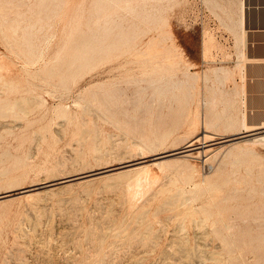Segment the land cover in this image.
Returning a JSON list of instances; mask_svg holds the SVG:
<instances>
[{
	"label": "rangeland",
	"instance_id": "rangeland-1",
	"mask_svg": "<svg viewBox=\"0 0 264 264\" xmlns=\"http://www.w3.org/2000/svg\"><path fill=\"white\" fill-rule=\"evenodd\" d=\"M98 1L99 0H67L63 3V5L58 7V9L54 10L50 9V7H56V5H53L54 3L45 2L47 5H49V9L45 8V11H48L47 14H50L51 17L45 15L46 12H42L43 14L45 13L44 15L48 17H45L44 23H48L49 21H51L52 25L49 26L48 24H46V29V26L41 27V22H38L39 25L37 24L35 28H30L31 30L36 31L34 37L36 43H38L39 46L37 44L36 45L40 48H38L34 44H31L35 47L33 46L32 49H28L24 43V34H20L23 31L25 33V28L21 27L18 29L17 33H19V35L16 32L15 34L13 32L11 33L10 31L12 30L6 27L3 19L1 20L3 16H0V23L3 21L4 29L3 32H1L0 29V59L3 60V63L5 64L4 66H0V191H3L0 193H8V196H10L0 199V264H11L10 262H12V264H42L43 262L45 264H106L109 263L111 260L112 262H110L109 264H164V261L165 264H187L186 262L189 258L190 260L188 261V264L190 261V264H197L199 259L201 260H199L201 264H264V142H261L263 143L262 145L260 142L259 145L258 143L254 145L255 153L261 154L263 157L258 154L256 155V157L255 153H252L254 156L252 154H249L248 156L245 155V157L242 156L239 158L241 159L240 161L231 158L219 171L217 170V166L221 162L223 157V151L225 150V146H219L223 143L228 144L235 140V138L223 142L221 141L212 143L214 147L207 151L209 153L207 155H204V153L197 155L196 150L198 148L196 147L195 149H193L194 153L186 157V160L191 163L190 166L192 168H190V166L188 167V169L190 170L185 169L186 167H184V164L182 163V160L184 158L182 157L183 159H181V156L170 155V157H165V160L163 161V163H165L160 164L162 167L158 163L153 162L155 160V158L153 157L155 155V151L159 152L166 148L172 149V147L174 148L179 145L183 146L190 137H193V133L194 136L198 133L201 134V132L204 130V127L208 130H213L212 132L216 131L215 139L213 140H217L221 137L227 136L224 135V131H227L229 127H234L235 125H237L243 115L247 116L246 114L241 113L240 108L241 98L239 97L236 83V75L238 72H240V69L236 68L237 60L239 58L237 48L238 42L237 34L231 27V25L234 23L233 19L237 16L238 2L235 1L238 0H104L102 1L101 12L99 15H97V13L95 12V7L97 6ZM0 2L7 5L5 9L7 12L5 13L10 12L13 15L16 14L14 11H17V9H19L21 2H24L23 5L21 4V9L24 7L23 10L27 9L25 10V12L28 13H26V15L24 16L26 20L23 23L24 25L30 21H37V15L40 14L39 11H32V9H28V0H0ZM34 2L36 3V0H30L29 4L32 3L30 6H36L39 4L40 1L38 0V4H35ZM133 2L136 3L135 5H137L139 2L145 4L141 6V4L139 3L137 7L136 11L140 12V16L138 15V13H136V11H134L133 14V10H130L129 7H125L128 6V4L130 3L134 5ZM13 3L16 5H18L19 3V7L15 6ZM119 3L127 5L124 6L122 4L120 5ZM82 6L83 8L81 9ZM139 6L140 8L143 7L142 11H140L141 9L139 8ZM8 7H10V9ZM126 10H128L129 13H127ZM80 12L83 15V17L81 18L83 19L85 16L86 19L82 20L80 18V20L82 21V25H77V27L79 26L80 28H77L76 30L75 27L76 24H78V22L76 23V19L79 18V16H82ZM145 12L146 15L147 13H149L150 16L145 17ZM108 13H111L112 16L116 18V21L119 20L117 21L118 23L116 22L117 27L115 26L111 32H108L104 28L105 26H98L95 21L97 19L101 21L105 18ZM77 14L80 15L78 16ZM129 14L132 15L130 16ZM152 15L154 17H156L157 15L158 17H156V19L158 18V21L156 19L155 21ZM160 16L161 19L159 20ZM162 17L164 18V21L167 22H164ZM129 20H132L133 23ZM139 23L142 24L140 27L138 25ZM122 24L124 27L126 26L127 28H122ZM127 24L131 26L129 27V25L127 26ZM118 25H120V27H118ZM39 26L42 29L36 30V28ZM154 26L155 28H152ZM97 27L100 28L98 32ZM138 27L140 29H138ZM91 28L92 33H90L89 37L88 34ZM101 28L102 30H105L102 31ZM115 28H118V31L115 30ZM157 28H159V31ZM73 29H75L79 35L76 34ZM80 29L81 31L83 30V32L87 31L85 37H81L83 36V34L81 35ZM160 29H162V32L160 31ZM165 29H167V31H165ZM45 30L47 31L45 32ZM158 32L162 34H158ZM43 33L46 34L44 35ZM70 33H72V39H70L69 37L71 35ZM42 34L44 35V39L42 36H40ZM73 34L75 36H73ZM1 35H3V39ZM76 35L77 37L80 36L81 38H77ZM86 36L88 39L86 38ZM173 36L175 39L170 38ZM73 37L74 39L76 37V39L74 40ZM82 38L87 40H84ZM79 39H82L81 44L78 43ZM149 39H153L154 41H152V43H154L152 44ZM8 40L9 43L6 42ZM69 40H73L75 42L71 41L70 43ZM41 42L43 43L41 44ZM87 42H89V45L93 46L94 48L91 50L92 57L89 62L90 64L86 66H81L79 64L80 61L77 60L76 64L73 66L71 63V59L74 58L76 53L81 52V48L86 45ZM147 42L149 45L164 44L166 46H174L176 44L175 46L178 49V54L181 53L180 55L182 56H179L181 62L179 61V63L176 65L175 69L177 70V72L175 73L174 78L183 79L184 76L185 78L188 77V75H186L187 71H190L189 73H195L196 71V73H199L197 76L199 80H197V77L195 79L190 78L191 81H194V86L187 87L188 85L182 84L181 88L174 89V91L177 92L178 97H175L176 100L174 101L173 107H170L171 109L168 107V104H165L164 107L161 106L158 108H153L155 111L152 109L153 111L150 110L152 112L148 111L140 114L137 113L136 116H132L129 118L121 117V122H118L116 121V119L112 118L110 114H108V116L107 113H105L101 108H98V110H96L97 105L95 104L96 99L94 96H96V94L101 91L100 82H102L103 80L109 81L118 78L121 79L127 76L128 73L137 72L136 74H139L141 70L140 65L135 61H128L127 64L130 65V67L125 62V65L118 64L119 60L116 59L114 61L117 65L114 62L116 66L112 68L113 70L110 69V72L108 67L110 66L109 64H111V62L109 63V61H107L103 64H98V56L100 54V51H102L104 47H107L109 45H121L125 47L127 45H138L139 43V45L145 46L148 45ZM11 47L14 48L11 49ZM125 57L126 59H130L128 54L126 56H121L119 59H124ZM182 61H184L185 64ZM132 63L134 65H136L137 63V65L139 66H134ZM187 64H189L190 66ZM224 64L235 68L234 75L231 76V78L227 79V82H224L225 84L218 79L214 70L217 66ZM120 65H122L121 67H125H123V69H125L124 71L128 72L127 74L126 72L122 71L123 69L120 67ZM179 65L181 66L179 67ZM116 67H118V69ZM134 67H136V69ZM185 69L188 70L185 71ZM113 71L115 75L112 74ZM119 71H122V73H119ZM210 71L211 74L209 73ZM203 72L208 73V79H205ZM202 76L204 77V79L202 78ZM219 87H223L224 89L222 93L225 94L226 92L227 94H225L224 97L222 96L223 102L216 105L217 107L215 108L217 109H210V107L206 104V100H208L210 94H212L214 90H219ZM189 88L190 90H192L191 94L194 96H192V98H190L189 102L186 104V102L183 101V98H185L187 90ZM234 91H236L237 93H235ZM90 92L92 94V97ZM37 93L40 95L43 94L42 96L44 97V99L46 98L43 104H38L36 102L38 104L37 105L35 103V101L37 100H34L35 98L33 96ZM171 94L172 92L169 91L167 96H170ZM179 96L181 98H179ZM225 96L228 98V100ZM27 97H29L28 99L33 97V100H28ZM4 98H9L10 100H6ZM13 99H19L20 105L23 104L22 106L25 110L23 109V107L19 106L18 103V106L21 107H17L18 113L12 110H9L5 113L3 107H5V105H9V103H11ZM167 101L169 102V99ZM86 102L91 105H89L91 108H94L92 110L93 114H91L92 111H89L92 117L87 114L88 112H84L85 109L82 110L83 103H85L86 107H89L87 106ZM92 103L95 105H93ZM180 104H182L183 106ZM184 105H186L187 107ZM61 106H64L66 108V114H62ZM184 107L186 108L184 109ZM195 108H199L197 110H200L199 112H201L197 118L195 116ZM207 108H209L211 112L207 110ZM219 111L220 114L222 113V117H220ZM207 112L210 116L214 117L215 120L213 121V124H215V126L212 125L211 122L210 124L212 126L207 127L206 122L201 121L202 116L205 117V114ZM81 113L85 115L88 120L91 118L93 120L88 121L87 118L85 119V116L83 117ZM83 119L87 120L86 123ZM217 119L221 120L219 121ZM138 122L140 124H138ZM133 123L137 128H135ZM227 123L231 124V126L229 125L228 127ZM128 124H130L131 127ZM156 125H158V127ZM170 126L172 127L169 128ZM139 129L141 132L139 131ZM158 129L160 130L158 131ZM133 131H135L136 134H134ZM263 131L264 130H261L259 132ZM221 132H223V134H221ZM259 132L249 133L243 136H249ZM149 133H158V135H160L156 143H153V140L145 139V136ZM164 133H166V136L162 137V134ZM243 136H240L238 138H242ZM199 139L196 140V143L194 145L203 144L202 139ZM130 140L132 143L130 142ZM134 141H139L141 144L139 142L138 144L140 146L144 144V147H140L139 145L137 146V143H134ZM128 144L130 145V147ZM110 146H112V148ZM138 148L140 150H143L142 153L140 151L137 152L139 150ZM223 148L224 150L221 151V153L219 150H222ZM216 151L218 155H216ZM218 151L220 152V154ZM105 154L107 155L106 157ZM141 155L147 158L146 162H149V167L152 174H154L155 176L159 175V179H157L158 176H156V179L158 180L157 183L155 182L156 180H152L155 183V187L153 186L154 183H152L153 185L149 186L148 189L147 187H144L145 190H143L142 186H148L151 182L145 185V181L143 184H141L142 186L137 183L135 178H137L138 180V177H140L142 173V176L146 174V171H144L143 169H127L128 166H125L122 167L123 169H125V171L123 173L118 174L117 172H114L116 171V169H108L106 171L104 170L105 168L107 169L109 167H112L113 165H119L122 162L125 163L129 159H132L134 157L139 158ZM207 156L209 158L205 159L207 158ZM166 158L171 159L173 161V164L171 163L172 161L170 162V160L166 161ZM88 159L90 160V162ZM232 160H234V162H232ZM181 169L183 170L182 172ZM83 170L84 172L82 173L92 171L94 172L97 170L102 171L97 172L98 174L94 173L89 175H93V179H91V183L85 182L87 185L85 183L84 185L82 183L78 184L79 182L77 183V180L81 177L73 179L72 182L75 183H73V185H71L70 187H56L60 185V182H56L58 181V178L54 179L55 183H52L50 185L48 184L50 181H53L49 180L51 178H55L68 173L74 174L78 171L81 172ZM179 171L181 173H179ZM185 171H187V173ZM165 172H167V174H171L173 172L174 178H171V181H169V177H171L173 173L171 175H168V179L167 177H165ZM85 177L86 176H84V178ZM106 181L109 183L106 184ZM35 182H42V186L36 189H32L31 192H34L35 190L39 189L40 191H35V193L33 194L29 193L30 191H25V193L23 191L22 193V188L31 186V184L33 186V183ZM132 183L134 184V189H137V187H141L140 189H142L144 194H142L143 192H141V194L140 192H138L137 195L129 193L130 191L128 192L127 187ZM89 184L90 186L92 185V188L88 186ZM156 185H159L160 188H158L159 186L157 187ZM179 187L184 188L187 192L186 194L189 196L188 201H182L184 203V206H181L182 210L179 209L181 201H179L180 203L177 202V200H180L182 198L178 199V196L177 200L175 201V197L177 196L176 193L178 192L177 188ZM83 188L87 189L82 190ZM175 188L177 191L175 190ZM57 189L60 191H57ZM151 189L152 191H154L153 193L156 192V194H154L155 197L152 195L154 198L149 195L150 193L147 194L148 191L152 192ZM155 189L157 190L155 191ZM131 192L133 191L131 190ZM11 194H13L14 197L11 196ZM133 195H136L137 197L135 196L134 198ZM143 195H145V197L146 195H148L149 199L152 197L150 200L153 201L151 202L148 199V201L145 202L146 200H144L145 197ZM169 196L172 197L170 198ZM156 197H158L157 200ZM173 197L175 204L177 203L176 205L173 204ZM111 198H113L112 200L119 199L117 201V203H119L117 204L115 200V205L113 203L114 201L111 202L109 200ZM136 198L139 199V202ZM164 198L166 200L170 199V201H168L170 202V204L167 203V210L165 209V207H160L163 203L166 202V200L165 202H162ZM140 199L143 201H140ZM159 199H161L162 203ZM108 200L115 206L112 207ZM126 200L127 203L125 204L124 201L126 202ZM134 200L138 203L136 206ZM35 201H39V203L37 204ZM107 201L109 202L108 206L106 204ZM32 202L35 203L36 206L35 204L33 206ZM30 203H32L31 206ZM77 203L79 204V206L82 205L83 207H79ZM123 203L126 207H130L131 209L135 206V210L140 203L144 204L145 206L148 204L149 205L146 206V208L148 207V209L146 211L147 213H145V206H142L140 204L142 209L140 208V206H138L139 209L137 207L138 211L136 210V212L138 213L139 210H144V213L142 211V213H138L139 216L137 215V213H134V216H132L130 214L134 209L131 210L130 208H125ZM128 203H131V205L133 206H131L130 204V206L127 205ZM187 203H189V205H187ZM76 204L77 206H75ZM178 204H180L179 207H177ZM104 205H106V207L108 208L109 206H111L110 208L112 210L115 207V211L113 210L112 212L116 213V219L114 218L115 215L111 212V210L106 208ZM116 206L119 207V210L116 208ZM174 206L176 208H173L172 211L177 214L173 212L172 215H170L172 211L169 212L168 210H170V207L172 208ZM156 207L157 210L155 213L154 209H156ZM160 208L163 211L160 210ZM76 209H78L77 213ZM102 209H107L111 213L104 214L105 212L107 213V211L104 212V210ZM126 209H129V211L131 210V213H127L128 217L125 213L128 211H126ZM164 209L166 213H169L167 214L168 216H165L166 213H163ZM99 210L103 211V213H101L103 214V218L100 216L101 214L98 213L100 212ZM94 211L100 215L94 213ZM157 211L160 212L159 215ZM90 212L94 214L92 215L91 213V217L96 215L97 218L100 216V218L102 219H104V215H114H111V217H113L114 219L111 218L109 221L107 220L110 225L106 223L107 221L105 219L104 221L106 222L98 218V220L100 219L102 222L105 223L103 224L104 226L108 224L109 227L108 225L107 227L110 228H106L107 231L105 228L104 230L101 229L103 231H106L107 233L105 234L104 232L105 238L103 243H101L99 247L93 246V243L91 244V241L88 240L90 231L89 229H91L94 222L93 220H91L90 214H88ZM120 214L121 218L119 217ZM155 214H157V217ZM183 214L185 215V218L182 216ZM74 215H76V219L74 218ZM87 215L90 218H87ZM193 215L195 219L201 217L202 221L198 218L199 221H201L199 225L197 223L199 222L197 221L198 219L196 220V223L195 220L192 219ZM131 216L132 219H130ZM145 216L146 220L149 217V222L145 220ZM122 217L124 218L122 219ZM126 217L131 220H129V224H127L128 226L126 225ZM160 217L161 220L159 221ZM134 218L135 221H133ZM138 218L143 220L141 221L139 219L141 221V224L137 222ZM181 220L183 221V224ZM112 222L113 225H111ZM119 222L121 224L119 227L121 228L122 226V230L117 227ZM147 222L150 224H148ZM88 223L91 226H88ZM124 223L126 225V228L124 227ZM144 223L147 224V227L146 224L144 226ZM100 224L97 225L98 229L103 227V225L102 227H99ZM225 224L227 225L225 226ZM159 225L161 228L159 227ZM150 226L152 227L149 228ZM179 226H181V228ZM137 227H139L142 232L141 235L145 236V239L143 237V240H140V238L137 239V237H139L140 235L138 234L140 230ZM18 229L23 234H19L20 232H17L19 231ZM148 229L149 235L148 232H145L146 230L148 231ZM115 230L118 231V233ZM134 231L136 232L134 233ZM85 232L88 233L87 236L85 235ZM184 232H187L188 234L186 233L185 236H188L182 237V235H184ZM113 233L117 235L115 236ZM145 233H147L148 236H146ZM180 233L182 234L180 235ZM14 234H17V236ZM154 234L158 235L155 236V239L153 238V240L150 237H152V235L154 236ZM119 235L121 237L124 235L126 240L124 239V236L121 238ZM196 235L198 236V238ZM148 237L149 239L153 240V243L151 240V242L148 240ZM134 238H136V242H131L135 241ZM196 238L198 239V241L196 240ZM18 239L20 241H18ZM116 239H118V241ZM178 239H180L182 243ZM109 240L110 242L109 244H107ZM111 240L112 245L114 244V248L113 246H111ZM139 240L141 242H139ZM78 241L80 245L78 244ZM119 242L121 243V245ZM117 244L119 245V248ZM192 244L195 246L197 244V246L194 247ZM91 245L92 248H88ZM191 245L193 246V248ZM108 246L110 250L106 251L107 253L109 252V255L105 253V248H107ZM189 246L192 248V250H190L191 248H188ZM94 247L96 249L98 248L97 251H95L96 249H93ZM110 247L116 250L114 251ZM181 247L184 249L181 250ZM174 248H177L180 251L177 252V249L175 250ZM88 249L91 250V252L88 251ZM92 249L94 250L93 252H96L95 254L92 252ZM193 250L194 253L196 252L195 254L191 253L193 252ZM181 251L186 252L187 255L183 252V254H181V256L183 255L182 257H174L176 253H179V255L176 254L175 256H180V253H182ZM88 252H90V255H88ZM103 252L105 253V257L107 255L106 259L103 258ZM112 256H114L113 259H111ZM184 256L186 259H183ZM192 257L195 259H193ZM85 258H87L89 262L85 260ZM161 258L162 262L160 260ZM175 258L177 259V261ZM191 258L193 260H191ZM102 259H104L103 261L106 260L105 263L102 262ZM135 259L136 262L138 260L137 263L135 262ZM178 259H180V261ZM182 259L184 261H182ZM81 260L83 261L81 262Z\"/></svg>",
	"mask_w": 264,
	"mask_h": 264
},
{
	"label": "bare ground",
	"instance_id": "bare-ground-1",
	"mask_svg": "<svg viewBox=\"0 0 264 264\" xmlns=\"http://www.w3.org/2000/svg\"><path fill=\"white\" fill-rule=\"evenodd\" d=\"M5 1V0H4ZM29 1L30 0H28V9H32V11H39L40 12V14H38L37 15V21H30V22H27L25 25L23 24L24 23V21H26L25 20V18H24V16L26 15V13L27 12H25V10H27V9H24L23 10V8L21 9V4L23 5V3L21 2V4H20V7L18 6L19 5V3H18V5H16V4H14L15 6H18L19 7V9H21V10H19V9H17V11H14L16 14L15 15H13L12 13H10V12H8V13H5V12H7L5 9H6V6L7 5H5L4 3H1L0 4V16H3V18H1V20L3 19L4 20V24L6 25V27H8V29L10 28V30H12V31H10L11 33L13 32L14 34H15V32L17 33V31H18V29L19 28H21V27H23V28H25V33H24V31L23 32H21L20 34H24V43H25V45L27 46V48L28 49H32L33 48V46L34 45H38V43H36V41H35V30H31L30 28H35V26L38 24V22L40 23V25H41V27H44V26H46V29H47V25L46 24H48L49 26H51L52 25V23H51V21H49L48 23H44V19H45V17H51V15L50 14H47V12L48 11H45V8H48L49 9V5H47L45 2H47V3H54L53 5H56V7L55 6H53V8L52 7H50V9L51 10H54V9H58V7H60L61 5H63V3L64 2H66L67 0H39L40 2H39V4L37 3L38 2V0H36V3L38 4V5H36V6H30L31 4H29ZM100 1V2H99ZM98 1V4H97V6L95 7V12L97 13V15H99L100 14V12H101V8H102V1H104V0H99ZM121 1V0H120ZM129 1V0H128ZM136 1V0H135ZM157 1H159V0H157ZM242 1L243 0H238V1H235V2H240V7H238V10H239V8H241L242 7ZM3 2V1H2ZM6 2H8V1H6ZM10 2V1H9ZM83 2H85V1H83ZM95 2V1H94ZM161 2V1H160ZM12 3V2H11ZM35 3V2H34ZM35 3V4H36ZM116 3V2H115ZM123 3V2H122ZM122 3H119L120 5L122 4ZM134 3V5L133 4H128V6H125V5H127V4H122V5H124L125 7H129L130 8V10H133V14H134V11H136L137 10V7H138V5H139V3L137 4V5H135L136 3L135 2H133ZM148 3V2H147ZM153 3V2H152ZM156 3V2H155ZM10 4V3H9ZM44 4V5H43ZM85 4V3H84ZM117 4V3H116ZM141 4V6L142 5H145L144 3L142 4V2L140 3ZM12 5V4H11ZM11 5H9V6H11ZM14 5H13V7H14ZM96 5V4H95ZM156 5V4H155ZM159 5V4H158ZM45 6V7H44ZM116 6V5H115ZM114 6V7H115ZM149 6V5H148ZM154 6V5H153ZM162 6V5H161ZM239 6V5H238ZM13 7H11V8H13ZM27 7V6H26ZM55 7V8H54ZM86 7V6H85ZM122 7V6H121ZM146 7V6H145ZM152 7V6H151ZM156 7V6H155ZM9 9H10V7H8ZM16 8V7H15ZM83 8V6L81 7V9ZM118 8H119V6H118ZM117 8V9H118ZM123 8V7H122ZM139 8H140V6H139ZM142 8L143 7H141L140 9V11H142ZM158 8V7H157ZM116 9V10H117ZM126 9V8H125ZM149 9V8H148ZM150 9H152V8H150ZM160 9V8H159ZM162 9V8H161ZM121 10H123V9H121ZM129 10V11H130ZM236 10V9H235ZM30 11V10H29ZM113 11V10H112ZM155 11H156V9H155ZM154 11V12H155ZM13 12V11H12ZM42 12H46V14L45 15H47V16H45ZM126 12L127 13H129L128 12V10H126ZM150 12V11H149ZM162 12V11H161ZM31 13V12H30ZM82 13H83V11H82ZM82 13L80 12V14L82 15ZM114 13V12H113ZM136 13H138V15L140 16V12L138 11H136ZM239 13V12H238ZM28 14V13H27ZM79 14V15H80ZM86 14V13H85ZM94 14V13H93ZM154 14V13H153ZM156 14V13H155ZM78 15V14H77ZM78 15V16H79ZM121 15V14H120ZM119 15V16H120ZM124 15H127V14H124ZM130 15V14H129ZM132 15V14H131ZM130 15V16H131ZM137 15V14H136ZM136 15H134V16H136ZM158 15V14H157ZM156 15V17H158ZM159 15H161V14H159ZM118 16V17H119ZM145 17H148V16H150V14L149 13H147V15H146V12H145V15H144ZM153 16V15H152ZM47 17V18H48ZM75 17V16H74ZM81 17H83V15L82 16H79V18H77V16H76V18L78 19H76V23L78 22V24H76V30H77V28L79 29L80 27L79 26H81L82 25V21L80 20V18ZM154 17V16H153ZM152 17V18H153ZM156 17H154V20L156 19ZM132 18H133V16H132ZM137 18H138V16H137ZM163 18V17H162ZM75 19H74V21H75ZM82 19V18H81ZM83 19H86V17L84 16V18ZM82 19V20H83ZM135 19V18H134ZM145 19V18H144ZM158 19V18H157ZM156 19V20H157ZM161 19V16H160V18H159V20ZM54 20V19H53ZM121 20V19H120ZM125 20V19H124ZM133 20V19H132ZM132 20H129L130 22H132ZM147 20V19H146ZM146 20H144V21H146ZM149 20H150V18H149ZM155 20V21H156ZM234 20V23L231 25V27H232V29H234V31H235V33L237 34V40H239L240 39V35L238 36V31H239V28H238V18H237V16L233 19ZM81 21V22H80ZM96 21V23H97V25L98 26H105L104 28L108 31V32H111L113 29H114V27L116 26V24L118 23L117 21H119V20H117L116 21V18L115 17H113L112 16V14L111 13H108L106 16H105V18L104 19H102L101 21L100 20H95ZM126 21H128V20H126ZM126 21H125V23H126ZM155 21H154V23H155ZM158 21V20H157ZM163 21H164V18H163ZM117 22V23H116ZM135 22H136V20H135ZM137 22H138V19H137ZM164 22H167V21H164ZM95 23V24H96ZM128 23V22H127ZM133 23V22H132ZM131 23V24H132ZM141 23V22H140ZM138 24L139 25V27L142 25V24ZM154 23H150V24H154ZM160 23H162V22H160ZM88 24V23H87ZM121 24V23H120ZM0 29H1V32H3L4 31V29H3V21L0 23ZM39 25V24H38ZM77 25H79L78 27H77ZM96 25V26H97ZM129 24H127V26H128ZM147 25V24H146ZM158 25V24H157ZM160 25V24H159ZM122 26V28L124 27L123 26V24L121 25ZM131 25H129V27H130ZM148 26V25H147ZM117 27V26H116ZM118 27H120V25H118ZM138 27V29H140ZM144 27V26H143ZM160 27V26H159ZM29 28V29H28ZM87 28V27H86ZM94 28V27H93ZM98 28V27H97ZM124 28H127L126 26L124 27ZM152 28H155V26L154 27H152ZM163 28V27H162ZM38 29H42V28H40V26L39 27H37L36 28V30H38ZM90 29V28H89ZM104 29V30H105ZM151 29V28H150ZM149 29V30H150ZM158 29V31H159V28H157ZM24 30V29H23ZM74 31H75V33L76 34H78V32H76V30L75 29H73ZM86 30V29H85ZM98 30H100V28H98L97 29V32H98ZM101 30H102V28H101ZM104 30H102V31H104ZM115 30H117L118 31V28L116 29L115 28ZM162 29H160V31H161ZM44 31V30H43ZM47 30H45V32H46ZM74 31H73V33H74ZM80 31H81V29H80ZM79 31V32H80ZM165 31H167V29H165ZM164 31V32H165ZM72 32V31H71ZM85 32V31H84ZM83 32V30L81 31V35L83 34V36H81V37H85V34H87L86 32L84 33ZM162 32V31H161ZM90 33H92V28H91V30H90V32H89V34H88V36L90 37ZM93 33H94V29H93ZM99 33H100V31H99ZM146 33H147V31H146ZM160 32H158V34H159ZM18 35H19V33H17ZM22 34V35H23ZM44 34V33H43ZM40 35V36H44V35ZM71 35L69 36L70 37V39H72L71 38V36H72V33H70ZM158 34H157V36H158ZM160 34H162V33H160ZM165 34V33H164ZM79 35V34H78ZM98 35H100V34H98ZM103 35V34H102ZM156 35V34H155ZM155 35H153V36H155ZM12 36V35H11ZM38 36H39V34H38ZM73 36H75L74 34H73ZM93 36V35H92ZM1 37H2V39H3V35H1ZM5 37V36H4ZM42 37H40V38H42ZM76 37H77V35H76ZM76 37H75V39H76ZM78 37H80V36H78ZM77 37V38H78ZM80 37V38H81ZM167 37V36H166ZM14 38V37H13ZM45 38H46V36H45ZM86 38H87V36H86ZM159 38H161V37H159ZM162 38H164V37H162ZM170 38H174V36L173 37H170ZM37 39V38H36ZM43 39H44V37H43ZM73 39H74V37H73ZM74 39V40H75ZM82 39H84V38H82ZM82 39L80 40L79 39V44H81V42H82ZM88 39V38H87ZM87 39H84V40H87ZM106 39V38H105ZM108 39V38H107ZM154 39V38H153ZM150 40L151 41V43H152V41H154V40ZM167 39V38H166ZM168 39H169V37H168ZM175 39V38H174ZM7 40V39H6ZM38 40V39H37ZM48 40V39H47ZM111 40H112V37H111ZM138 40V39H137ZM139 40H140V38H139ZM156 40V39H155ZM165 40V39H164ZM22 41V40H21ZM68 41V40H67ZM70 41V43H71V41H73V40H69ZM89 41V40H88ZM107 41V40H106ZM6 42H8L9 43V40L8 41H6ZM73 42H75V41H73ZM138 42V41H137ZM149 42V41H148ZM148 42H147V44H148ZM156 42V41H155ZM11 43V42H10ZM43 42H41V44H42ZM69 43V42H68ZM77 43V44H78ZM84 43V42H83ZM126 43V42H125ZM124 43V44H125ZM150 43V44H151ZM154 43V42H153ZM152 43V44H153ZM31 44H34V45H31ZM40 44V45H41ZM123 44V45H124ZM135 44H137V43H135ZM163 44V43H162ZM166 44H167V42H166ZM169 44V43H168ZM174 44V43H173ZM10 45V44H9ZM36 45V46H37ZM176 45V44H175ZM173 46V45H145V46H143V45H139V43H138V45H127V46H121V45H109V46H107V47H104L103 49H102V51H100V54H99V56H98V64H103V63H105V62H107V61H109V63L111 62V64H109L110 66L108 67V69H109V71H110V69L111 70H113L112 68L114 67V66H116L117 64H116V62L114 61V60H116V59H118L117 61H118V64H124L125 65V63L127 64V62L128 61H135V62H137L139 65H140V73L139 74H136L133 70V72L134 73H128V72H126V71H124L125 69H123V67H121L122 65H120V67L123 69L122 71H124V72H126V74L128 73V75L127 76H125L124 78H118V79H115V80H109V81H105V80H103L102 82H100V89H101V91H99V90H97V91H99V93L98 94H96V96H94L95 97V99H96V110H98V108H101L105 113H107V115L108 114H110L111 116H112V118H114V119H116V121H118V122H121L120 121V119H122L121 117H132V116H136V114L138 113V114H140V113H144V112H152L154 109L153 108H155V107H161V106H163L164 107V105L165 104H168L169 106V108L172 106L173 107V104H174V101L176 100V98L178 97V94H177V92H175L174 91V89L175 88H181V86H182V84H186V85H188L187 87H191V86H194V81H191L190 80V78H196L197 76H198V72L196 73V71H195V73H189L187 70L189 69V67H188V69L186 70L185 69V71H187L186 72V75H188V77H186L185 78V76H184V78L183 79H179L178 77H176V78H178V79H175L174 78V76H175V73L177 72V70L175 69L176 68V65L179 63V61H180V57L179 56H182V55H180V54H178V49L176 48V46ZM13 46V45H12ZM39 46V45H38ZM37 46V47H38ZM178 46V45H177ZM238 47L240 46V45H237ZM236 46V47H237ZM35 47V46H34ZM237 47V48H238ZM14 48V47H13ZM12 47H11V49H13ZM38 48H40V47H38ZM92 49H94L93 48V46H91V45H89V42H87V44L86 45H84L82 48H81V52H78V53H76L75 54V56H74V58H72L71 59V63H72V65L74 66L75 64H76V61L77 60H79L80 61V65L81 66H86V65H88V64H90L89 62H90V59H91V57H92ZM180 50V49H179ZM15 51V50H14ZM17 52V51H16ZM27 52V51H26ZM72 52H74V51H72ZM242 52V50L240 51V53ZM18 54V53H17ZM128 54L129 55V57H130V59L128 58V59H126V57L124 58V59H119L121 56H126V55ZM32 57V56H31ZM36 57H39V56H36ZM35 57V58H36ZM185 57V56H184ZM35 58H34V61H35ZM182 58V57H181ZM126 59V60H125ZM183 59V58H182ZM181 59V60H182ZM38 60V59H37ZM96 60V61H97ZM37 62V61H36ZM92 62V61H91ZM114 62H115V64H114ZM125 62V63H124ZM181 62V61H180ZM183 63H184V61H182ZM130 63V62H129ZM134 63V62H133ZM132 63V64H133ZM137 63H136V65H134V66H139V65H137ZM95 64V63H94ZM185 64V63H184ZM5 64L3 63V60H1L0 59V66H4ZM105 65V64H104ZM108 65V64H107ZM128 65V64H127ZM126 65V66H127ZM132 65V66H133ZM182 65V64H181ZM181 65H179V67L181 66ZM187 65H189V64H187ZM103 66V65H102ZM128 66H130V65H128ZM190 66V65H189ZM131 67V66H130ZM86 68V67H85ZM89 68V67H88ZM87 68V69H88ZM107 68V67H106ZM117 69H118V67H116ZM125 68V67H124ZM135 69H136V67H134ZM139 68V67H138ZM215 68V67H214ZM128 69V68H127ZM181 69V68H180ZM106 70V69H105ZM120 70V69H119ZM138 70V69H137ZM176 70V71H175ZM179 70V69H178ZM215 73H216V76L218 77V79L221 81V82H227V79H229V78H231V76H233L234 75V72H235V68L233 67H230V66H227L226 64H224V65H219V66H217L215 69ZM95 71V70H94ZM101 71V70H100ZM118 71V70H117ZM122 71H119V73L121 72L122 73ZM128 71V70H127ZM208 71V70H207ZM52 72V71H51ZM102 72V71H101ZM111 72V71H110ZM185 73V72H184ZM204 73V72H203ZM210 74H211V71L209 72ZM106 74V73H105ZM107 74H108V72H107ZM112 74H114L115 75V73H114V71H113V73ZM110 75V74H109ZM200 76H201V74H200ZM204 77H205V79H208L209 78V75H208V73L206 72V73H204ZM204 77L202 76V78L204 79ZM234 79V78H233ZM40 80V79H39ZM197 80H199L198 79V77H197ZM74 81V80H73ZM205 81V80H204ZM208 81V80H207ZM233 81V80H232ZM235 83V82H234ZM197 84V83H196ZM225 84V83H224ZM214 85V84H213ZM215 86V85H214ZM83 88V87H82ZM235 88V87H234ZM48 89V88H47ZM46 89V90H47ZM95 89V88H94ZM194 89V88H193ZM216 89V88H215ZM223 87L221 88V87H219V90H214L213 92H212V94H210V96H209V98H208V100H206V104L210 107V109H212V108H215V107H217L216 105H218L219 103H222L223 102V99H222V96L224 97V95L225 94H227L226 92H225V94H223L222 93V91H223ZM29 90H31V89H29ZM34 90V89H33ZM32 90V91H33ZM185 90V89H184ZM235 90V89H234ZM31 91V92H32ZM37 91V90H36ZM97 91H95V92H97ZM169 91H171L172 92V94L170 95V96H167V94H168V92ZM191 91L192 90H190V88L187 90V93H186V96H185V98H183V101H185L186 102V104L189 102V99L190 98H192V96H194V95H192L191 94ZM235 93H237L236 91H234ZM35 93V92H34ZM49 93H50V91H49ZM90 94H91V92H90ZM194 94V93H193ZM32 95V94H31ZM43 95V94H42ZM42 95H40V94H34V100H37V101H35V103L37 102L38 104H43L44 103V101H45V99H44V97L42 96ZM93 95H95V94H93ZM237 95V94H236ZM33 97L32 98H30V99H28L29 97H27V99L28 100H33ZM91 97H92V94H91ZM176 97V98H175ZM226 97V96H225ZM228 97H230V96H228ZM179 98H181L180 96H179ZM227 98V97H226ZM226 98H225V100H226ZM4 99H6V100H10L9 98H4ZM169 99V102L167 101ZM231 99H232V97H231ZM231 99H230V101H231ZM192 100V99H191ZM227 100H228V98H227ZM179 101H180V99H179ZM91 102H92V100H91ZM184 102V103H185ZM228 102V101H227ZM18 103H19V99H13V101L11 102V103H9V105H5V107H3V110L5 111V113L7 112V111H9V110H12V111H16L17 113H18V108L17 107H19V106H21V107H23L22 105H20V103H19V106H18ZM36 103V104H37ZM93 103H94V101H93ZM92 103V104H93ZM175 103H177V102H175ZM179 103V102H178ZM183 103V102H182ZM37 104V105H38ZM82 104V103H81ZM86 104H87V106H89L90 104L88 103V102H86ZM95 104H93V105H95ZM225 104H227V103H225ZM84 105H85V103H83L82 104V107H83V109L82 110H84V112H88L87 114H89L90 116H91V114H93V109L94 108H91L90 106L89 107H86V105H85V108H84ZM180 105H182V104H180ZM40 106H42V105H40ZM80 106V105H79ZM175 106V105H174ZM183 106V105H182ZM184 106H186V105H184ZM225 106V105H224ZM21 107H19V108H21ZM60 107V106H59ZM162 107V108H163ZM187 107V106H186ZM186 107H184V109L186 108ZM197 107H199V106H197ZM17 108V109H16ZM89 108H90V110H89ZM168 108V109H169ZM180 108V107H179ZM23 109H24V107H23ZM23 109H22V111H23ZM61 109H62V114H66V108L64 107V106H61ZM60 109V110H61ZM153 109V110H152ZM171 109V108H170ZM174 109H175V107H174ZM173 109V110H174ZM181 109H183V108H181ZM196 109V108H195ZM197 109H199V108H197ZM196 109V113H195V116H196V118L200 115V113L201 112H199L200 110H197ZM215 109H217V108H215ZM227 109V108H226ZM2 110V111H3ZM20 110V109H19ZM25 110V109H24ZM150 110H152V111H150ZM162 110V109H161ZM207 110H209V108H207ZM3 111V112H4ZM11 111V112H12ZM89 111H92L91 112V114L89 113ZM99 111H101V110H99ZM99 111H98V113H99ZM155 111V110H154ZM157 111V110H156ZM205 111V110H204ZM210 112H211V110H209ZM221 111V110H220ZM220 111H219V114H220ZM224 111V110H223ZM226 111V110H225ZM25 112V111H24ZM95 112V111H94ZM97 112V111H96ZM177 112H180V111H177ZM215 112H218V111H215ZM83 113V112H82ZM81 113V114H82ZM100 113H102V112H100ZM161 113V112H160ZM182 113V112H181ZM95 114H97V113H95ZM95 114H94V116H95ZM218 114V113H217ZM217 114H216V116H217ZM104 115V114H103ZM222 115V113L220 114V117H222L221 116ZM82 116L84 117L85 115H83L82 114ZM97 116V115H96ZM109 116V115H108ZM215 116V117H216ZM92 117V116H91ZM105 117V116H104ZM219 117V118H220ZM65 118V117H64ZM87 117L85 116V119H86ZM96 118V117H95ZM111 118V117H110ZM177 118H178V116H177ZM180 118V117H179ZM199 118H201V117H199ZM240 118H241V116H240ZM97 119V118H96ZM125 119V118H124ZM237 119V118H236ZM84 120V119H83ZM87 120H88V118H87ZM87 120H84V122L86 123V121ZM89 120H93L92 118L91 119H89ZM88 120V121H89ZM139 120V119H138ZM156 120V119H155ZM215 119H214V117H212V116H210L209 114H208V112L205 114V117L204 116H202V120L201 121H203V122H206V126L207 127H211L212 125H214L215 126V124H213V121H214ZM217 120H219V119H217ZM216 120V121H217ZM221 120V119H220ZM219 120V121H220ZM239 120V119H238ZM115 121V120H114ZM127 121V120H126ZM126 121H124V122H126ZM133 121V120H132ZM193 121H194V118H193ZM229 121V120H228ZM95 122V121H94ZM135 122V121H134ZM203 122H202V124H203ZM212 122V125L210 124ZM65 123V122H64ZM128 123V122H127ZM219 123V122H218ZM83 124V123H82ZM134 124V123H133ZM138 124H140L139 122H138ZM165 124H166V121H165ZM173 124V123H172ZM171 124V125H172ZM228 124V123H227ZM233 124V123H232ZM235 124V123H234ZM264 124V123H263ZM124 125V124H123ZM127 125V124H126ZM129 126H130V124H128ZM136 125H137V123H136ZM174 125V124H173ZM229 125L231 126V124H228L227 126L229 127ZM134 126H135V124H134ZM139 126V125H138ZM157 127H158V125H156ZM175 126V125H174ZM131 127V126H130ZM132 127H133V125H132ZM160 127H162V126H160ZM172 126H170L169 128H171ZM204 127V126H203ZM135 128H137L136 126H135ZM262 128H264V127H262ZM141 129H142V127H141ZM154 129H156V128H154ZM165 129V128H164ZM204 130L201 132V134H196L195 136H194V133H193V137H190L187 141H186V143L183 145V146H176V147H172V149H168V148H166V149H163V150H161V151H159V152H156L155 151V155L153 156L154 158H155V160L153 161V162H155V163H158L159 165L160 164H164L163 163V161L165 160L164 158L165 157H170V155H176V156H181V159H183L182 160V163L184 164V167H186L185 169H187V170H190V169H188V167L191 165V163L188 161V160H186V157L187 156H189V155H192L193 153H194V151H193V149H195L196 147L198 148L196 151H197V155H200L201 153H204V155H207V154H209L207 151L209 150V149H211V148H213L214 146H213V144L212 143H214V142H212V143H206L207 141H210V140H212L213 141V139H215V132H212L211 130H208L207 128H203ZM212 129V128H211ZM261 129V128H260ZM133 130H134V128H133ZM153 130V129H152ZM160 129H158V131H159ZM162 130V129H161ZM253 130H255L254 129V125H252V124H250V123H248L247 121H246V118L244 117V116H242V118L239 120V122L237 123V125H235L234 127L232 126V127H229V129L227 130V131H224V135H227V136H224V137H228V135H232V134H238V133H242V132H245V131H253ZM132 131V130H131ZM139 131H140V129H139ZM150 131H151V129H150ZM154 131H156V130H154ZM153 131V132H154ZM164 131V130H163ZM166 131V130H165ZM97 132V131H96ZM134 132V134H136L135 133V131H133ZM141 132V131H140ZM143 133V132H142ZM145 133V132H144ZM151 133H152V131H151ZM220 133V132H219ZM89 134V133H88ZM115 134V133H114ZM141 134V133H140ZM217 134V133H216ZM221 134H223V132H221ZM111 136V135H110ZM137 136H139V135H137ZM166 136V133H164V134H162V137H165ZM192 136V135H191ZM122 137V136H121ZM160 137V135H158V133H154V134H147L146 136H145V139H147V140H153L152 142L153 143H156L157 142V139ZM186 137V136H185ZM188 137H189V135H188ZM187 137V138H188ZM238 137H240V136H238ZM237 137V138H238ZM126 138V137H125ZM199 138H201L202 139V142L203 143H206V144H203V145H194L195 143H196V140H198ZM235 138V140H233L232 142H230V143H228V144H220V146L219 147H221V146H225V150H224V148L222 149V150H219L220 152L221 151H223V157H222V160H221V162L219 163V165L217 166V170L219 171V170H221L222 169V167L223 166H225V164L227 163V161L229 160V159H231V158H233L234 160H237V161H240L241 159H239L240 157H245V155H249V154H254L255 153V150H254V145H256L257 143H258V145H259V142L261 143V142H264V131L263 132H259V133H255V134H252V135H249V136H243L242 138ZM79 139H80V137H79ZM144 139V140H145ZM201 139H199V140H201ZM230 139H232V138H230ZM230 139H226V140H230ZM138 140V139H137ZM226 140H222V142L223 141H226ZM82 141V140H81ZM133 141V140H132ZM136 141V140H135ZM134 141V143H137V146L139 145L138 144V142L140 141H138V142H135ZM130 142H131V140H130ZM141 142V141H140ZM139 142V143H140ZM147 142H150V141H147ZM221 142V141H220ZM127 143V142H126ZM132 143V142H131ZM133 143V144H134ZM159 143V142H158ZM141 144V143H140ZM182 144V143H181ZM263 143H261V145H262ZM129 145V144H128ZM127 145V146H128ZM132 145V144H131ZM136 145V144H135ZM134 146V145H133ZM140 146V145H139ZM143 147H144V144L142 145ZM142 146H140V147H142ZM184 146H187L186 148H183ZM106 147V146H105ZM111 148H112V146H110ZM129 147H130V145H129ZM146 147V146H145ZM110 148V149H111ZM201 148V149H200ZM137 149V148H136ZM139 149V148H138ZM154 149H156V148H154ZM220 149V148H219ZM94 150V149H93ZM97 150H98V147H97ZM99 150H100V147H99ZM137 151V150H136ZM141 152L142 153V149L140 150H138L137 152ZM210 151H212V150H210ZM209 151V152H210ZM218 151V152H219ZM106 152V151H105ZM207 152V153H206ZM220 152H219V154H220ZM107 153H109V152H107ZM106 153V154H107ZM113 153V152H112ZM115 153V152H114ZM145 153V152H144ZM222 153V152H221ZM105 154V157L107 156ZM116 154H117V152H116ZM121 154V153H120ZM140 154V153H139ZM214 154V153H213ZM252 154V155H253ZM258 153H255V156L257 155ZM80 155V154H79ZM133 155V154H132ZM143 155V154H142ZM140 156L139 158H132V159H129L127 162H125V163H121V164H119V165H113L112 167H109V168H105L104 170L106 171V170H108V169H116V171H114V172H117V174L118 173H123L124 171H125V169H123L122 167H125V166H128V168L127 169H134V168H138V169H143L144 171H146V174L145 175H143L142 176V174H141V176L140 177H138V180H137V178H135L136 179V181H137V183L140 185V186H142L141 184H143L145 181V185H147L149 182H151L150 183V185H148V186H142L143 188V190H145V188L144 187H147V189L149 188V186H151V185H153L152 183H154V181L157 183V179H159V175H156V176H158V178L154 175V174H152V172L150 171V167H149V162L147 163L146 162V157L145 156ZM145 155V154H144ZM215 155V154H214ZM216 155H218L217 154V151H216ZM258 155H260V156H262L261 154H258ZM29 156V155H28ZM27 156V157H28ZM99 156V155H98ZM109 156V155H108ZM196 156V155H195ZM209 156V155H208ZM207 156V158H205V159H208L209 157ZM254 156V155H253ZM103 157V156H102ZM183 157V158H182ZM213 157V156H212ZM257 157V156H256ZM259 157V156H258ZM263 157V156H262ZM29 158V157H28ZM65 158V157H64ZM119 158V157H118ZM153 158V159H154ZM167 159V158H166ZM176 159H179V158H176ZM239 159V160H238ZM263 159V158H262ZM89 160V159H88ZM127 160V159H126ZM168 160H170V162L172 161L171 159H167L166 161H168ZM234 160H232V162H234ZM87 161V160H86ZM149 161V160H148ZM89 162H90V160H89ZM152 162V163H153ZM231 162V161H230ZM172 164H173V161L171 162ZM84 164V163H83ZM61 165H62V163H61ZM61 165H60V167H61ZM228 165V164H227ZM68 166V165H67ZM161 166V165H160ZM194 166V165H193ZM48 167H50V166H48ZM56 167V166H55ZM162 167V166H161ZM57 168V167H56ZM120 168V169H119ZM181 168V167H180ZM183 168V167H182ZM190 168H192L191 166H190ZM212 168V167H211ZM48 171V170H47ZM71 171V170H70ZM99 171H102V170H97V171H92V172H86V173H82V172H84V170L83 171H81V172H76V173H74V174H78V173H82V174H78V175H74L73 173H68V174H63V175H61V176H58V177H55V178H51V179H49V180H53L54 181V179H56V178H58V181H56V182H60V185H58V186H56V187H61V188H65V187H70L71 185H73V183H75V182H72V180L73 179H75V178H77V177H81L80 179H78L77 180V183L78 184H80V183H82L83 185H84V183L85 182H89V183H91V179H93V175L92 176H89V175H91V174H94V173H96V174H98L97 172H99ZM183 170L181 169V172H182ZM7 172V171H6ZM66 172V171H65ZM111 172V171H110ZM170 172V171H169ZM180 171H179V173H181ZM186 173H187V171H185ZM3 173V172H2ZM59 173V172H58ZM112 173V172H111ZM173 173V172H172ZM171 173V174H172ZM185 173V174H186ZM95 174V175H96ZM110 174V173H109ZM140 174V173H139ZM171 174H167V172H165V177H169L168 175H171ZM60 175V174H59ZM70 175H72V176H70ZM74 175V176H73ZM99 175H101V174H99ZM98 175V176H99ZM113 175V174H112ZM162 175V174H161ZM84 176H86L85 178H84ZM97 176V175H96ZM137 176H138V174H137ZM137 176H135V177H137ZM164 176V175H163ZM174 173H173V175H171V177H169L168 179H169V181H171V178L173 179L174 177ZM83 177V178H82ZM94 178H95V176H94ZM98 178V177H97ZM157 178V179H156ZM179 178V177H178ZM82 179V180H81ZM163 179V178H162ZM203 179V178H202ZM49 180H46V181H49ZM152 180H154V181H152ZM165 180V179H164ZM175 180V179H174ZM49 182L48 184L50 185V184H52V183H55V181L54 182ZM83 181V182H82ZM163 181V180H162ZM166 181V180H165ZM177 181H178V179H177ZM203 181V180H202ZM92 182H93V180H92ZM164 182V181H163ZM107 183H109V182H107L106 181V184ZM134 183V182H133ZM131 184V185H129L128 187H127V189H128V192L129 193H132V194H136L137 195V193L138 192H140V194H141V192H143L142 191V189H140V188H138L137 187V189H134L133 187H134V184ZM165 183V182H164ZM44 184V183H43ZM47 184V185H48ZM86 184V183H85ZM159 184V183H158ZM162 184V183H161ZM160 184V185H161ZM177 184V183H176ZM87 185V184H86ZM166 185V184H165ZM192 185V184H191ZM42 186V182H35V183H33V186H32V184H31V186H28V187H24V188H22L21 190H22V193H23V191H24V193H25V191H27V192H29V193H35V191H40V189L39 190H35L34 192H31L32 191V189H36V188H39V187H41ZM88 186H90V184L88 185ZM92 186V185H91ZM90 186V187H91ZM101 186V185H100ZM154 187H155V183H154V185H153ZM152 186V187H153ZM157 186V185H156ZM159 186V185H158ZM157 186V187H158ZM176 186V185H175ZM23 187V186H22ZM86 187V186H85ZM156 187V188H157ZM173 187V186H172ZM92 188V187H91ZM120 188V187H119ZM158 188H160V186L158 187ZM70 189V188H69ZM84 189H87V188H83L82 190H84ZM123 189V188H122ZM124 189H126V188H124ZM237 189H240V188H237ZM90 190V189H89ZM131 190L134 192H131ZM157 189H155V191H156ZM175 190H176V188H175ZM177 190H178V192L176 193V197H175V201L177 200V197H178V199H180V198H182V199H180V200H177V202H179V201H181V205L180 204H178L177 205V207H179V205H180V207L181 206H184V203L183 202H186V201H188V199H189V196L186 194L187 192H186V190L184 189V188H177ZM176 190V191H177ZM46 191V190H45ZM57 191H60V190H58L57 189ZM87 191V190H86ZM85 191V192H86ZM148 191V190H147ZM146 191V192H147ZM151 191H152V189H151ZM167 191H170V190H167ZM166 191V192H167ZM0 192H3V191H0ZM74 192V191H73ZM88 192V191H87ZM126 192H127V190H126ZM154 191H152V192H150V191H148L147 192V194H149V195H153L154 196V194H156V192L155 193H153ZM37 193V192H36ZM153 193V194H152ZM157 193H158V191H157ZM142 194H144V192L142 193ZM25 195V194H24ZM135 195V196H136ZM139 195V194H138ZM180 195H181V197H180ZM190 195V194H189ZM8 196V193H2L1 195H0V199H2V198H6ZM11 196H13V194H11ZM33 196V195H32ZM80 196H81V194H80ZM124 196V195H123ZM126 196V195H125ZM134 196V195H133ZM132 196V197H133ZM135 196H134V198H135ZM144 197H145V195H143ZM150 196V197H151ZM152 196V197H153ZM158 196V195H157ZM173 196V195H172ZM171 196V197H172ZM191 196V195H190ZM8 197H10V196H8ZM14 197V196H13ZM111 197V196H110ZM131 197V198H132ZM137 197V196H136ZM139 197H141V196H139ZM148 197V198H147ZM151 197V198H152ZM155 197V196H154ZM153 197V198H154ZM159 197V196H158ZM158 197H156V200L158 199ZM170 197V196H169ZM170 197V198H171ZM64 198V197H63ZM147 198V199H146ZM150 198V199H151ZM30 199V198H29ZM75 199V198H74ZM80 199V198H79ZM113 198H111V199H109L111 202H113L115 205H116V203H117V201L119 200H116V199H114V200H112ZM124 199H125V197H124ZM136 199H138V198H136ZM148 199H149V196L148 195H146V197L144 198V200H146L145 202H147L148 201ZM149 199V200H150ZM166 199H167V197H166ZM165 198H164V200L162 201V202H165V200H166ZM108 200V201H109ZM115 200H116V203H115ZM127 200H128V198H127ZM127 200H126V202L124 201V203L126 204L127 203ZM129 200H131V199H129ZM160 200V202H161V199H159ZM158 200V201H159ZM173 201H174V197H173V199H172ZM171 200V201H172ZM72 201V200H71ZM107 201V206L109 205V202ZM135 201V200H134ZM138 202H139V199L137 200ZM137 201H135L134 203H135V206L138 204L137 203ZM140 201H143V200H141L140 199ZM151 202L153 201V200H150ZM149 201V202H150ZM168 201H170V199L169 200H166V202L165 203H163L162 205H161V203H160V207L162 208H164L165 207V209L167 210L168 208H167V203H169L170 204V202H168ZM175 201L173 202V204L174 205H176L175 204ZM183 201V202H182ZM34 202V201H33ZM32 202V203H33ZM37 204L39 203V201L37 202V201H35ZM75 202H77V201H75ZM98 202V201H97ZM110 202V205L113 207V206H115V205H113V203H111ZM131 202V201H130ZM144 202V203H145ZM27 203V202H26ZM32 203H30V206H31V204ZM82 203V202H81ZM96 203V202H95ZM104 203V202H103ZM119 203V202H118ZM117 203V204H118ZM123 203V204H124ZM134 203H132V204H134ZM154 203H155V201H154ZM180 203V202H179ZM182 203H183V205H182ZM34 204L35 203H33V206H34ZM41 204V203H40ZM39 204V205H40ZM45 204V203H44ZM78 204V203H77ZM77 204L75 205V206H77ZM121 204V203H120ZM125 204H124V206H125ZM131 205V203H128L127 205ZM142 206H145L144 204H142V203H140ZM140 204L138 205V206H140ZM146 204V203H145ZM157 204H158V202H157ZM186 204V203H185ZM26 205V204H25ZM42 205H43V203H42ZM41 205V206H42ZM47 205V204H46ZM49 205H50V202H49ZM72 205V204H71ZM129 205V206H130ZM149 205V204H148ZM148 205H146V206H148ZM187 205H189V203H187ZM35 206H36V204H35ZM78 206H79V204H78ZM81 206V208L83 207L82 205H80ZM79 206V207H80ZM105 207H106V205H104ZM111 206H109V208L108 207H106V208H108L109 210H111V212L114 210L115 211V207L113 208V210L110 208ZM122 206V205H121ZM131 206H133V205H131ZM134 206V207H135ZM137 206V207H138ZM146 206H145V208H146ZM171 206V205H170ZM132 208V209H134L133 211H132V213L130 212L132 209L130 208V207H126L125 206V208H130L131 210L129 211V209H126V211L127 212H125L126 213V216H127V213H131L130 215H132V216H134V213H137L136 212V210H137V207H136V210H135V208ZM150 207V206H149ZM179 207V209H181L182 210V207L180 208ZM185 207H186V205H185ZM104 208V207H103ZM116 208L118 209L119 207H117L116 206ZM140 208H141V206H140ZM144 208V209H145ZM159 208V207H158ZM160 208V210H162ZM173 208H176L175 206L174 207H170L169 209L170 210H168L169 212H171L172 211V209ZM188 208V207H187ZM29 209V208H28ZM121 209H122V207H121ZM138 209H139V207H138ZM142 209V208H141ZM147 209H148V207L145 209V213H147L146 211H147ZM165 209H164V212L163 213H166V211H165ZM179 209H178V211H179ZM77 210L78 209H76V213H77ZM82 210V209H81ZM102 210H104V212L105 211H107V213L105 212L104 214H108V213H111L109 210H105V209H102ZM119 210V209H118ZM156 210H157V207H156V209H154V212L156 213ZM159 210V209H158ZM159 210V211H160ZM176 210V209H175ZM191 210H192V207H191ZM32 211V210H31ZM74 211V210H73ZM92 211V210H91ZM96 211V210H95ZM94 211V213H97V212H95ZM100 212H98V213H103V211H101V210H99ZM121 211V210H120ZM138 211V210H137ZM143 211V213H144V210H142ZM142 211H140L139 210V212H141L142 213ZM163 211V210H162ZM161 211V212H162ZM178 211H176V212H178ZM66 212V211H65ZM93 212V211H92ZM92 212H90V213H88V214H90V217H91V213ZM122 212V211H121ZM138 212V213H139ZM174 211H172L171 213H170V215H172V213H173ZM75 213V212H74ZM97 213V214H98ZM113 213V212H112ZM125 213H124V215H125ZM138 213H137V215H138ZM157 213H158V215L160 214V212H158L157 211ZM175 213V212H174ZM37 214H38V212H37ZM100 214H98V215H100ZM114 215L116 214L115 212L113 213ZM113 214H109L110 216H106V215H104V219L107 221H109L111 218H113V217H111V215L112 216H114ZM167 214H169L168 212L166 213V215L165 216H168ZM175 214H177V213H175ZM81 215V214H80ZM92 215H94L93 213H92ZM102 215L103 214H101L100 216L102 217ZM129 215V216H130ZM144 215V214H143ZM156 215V217H157V214H155ZM75 216L76 215H74V218H75ZM100 216L98 217V218H100ZM106 216V217H105ZM117 215H115L114 216V218L116 217ZM132 216L130 217V219H132ZM139 216V215H138ZM138 216H136V217H138ZM148 216V215H147ZM184 218H185V215L183 214L182 215ZM88 215H87V218H90ZM119 217L121 218V214L119 215ZM125 217V216H124ZM124 217H122V219L124 218ZM128 217V216H127ZM126 217V218H127ZM140 217H141V214H140ZM143 217V216H142ZM155 217V218H156ZM163 217V216H162ZM196 217V216H195ZM48 218V217H47ZM77 218H78V215H77ZM98 218H97V216L95 215V216H92L91 217V220H93L94 222H93V226L91 227V229H89L88 231H89V238H88V240L89 241H91V244L93 243V246H100L101 245V243H103V241H104V238H105V234L107 233L106 231H107V229H110V228H108L109 227V223H108V221L106 222V221H104V219H102V218H100V219H102V221H104V222H106V223H108L107 225H108V227H107V225L106 226H104L103 224H105L104 222H102L100 219L98 220ZM113 218V219H114ZM158 218H159V216H158ZM200 220H201V217H198ZM197 218V219H198ZM204 218V217H203ZM73 219V218H72ZM76 219V218H75ZM98 221H97V220ZM112 219V220H113ZM116 219V218H115ZM129 218H127L126 220H127V223H126V225L127 224H129L128 222H129V220H130ZM137 219V218H136ZM140 218H138V221L137 222H139L140 224H141V221H143V220H139ZM144 219V218H143ZM148 219H149V217H148ZM148 219L146 220V216H145V220L146 221H148ZM166 219V218H165ZM170 219V218H169ZM192 219H194L195 220V223L197 222V221H199V219L197 220V219H195L194 218V215H193V218ZM23 220V219H22ZM41 220V219H40ZM90 220V219H89ZM125 220V219H124ZM161 220V217H160V219H159V221ZM197 220V221H196ZM205 220V219H204ZM79 221V220H78ZM96 221V222H95ZM101 221V222H100ZM131 221V220H130ZM133 221H135V218L133 219ZM164 221H166V220H164ZM202 221V220H201ZM201 221H199V222H197L198 223V225L200 224V222ZM45 222V221H44ZM82 222V221H81ZM124 222H126V221H124ZM149 222V221H148ZM147 222V223H148ZM181 222H182V224H183V221L181 220ZM203 222H205V221H203ZM47 223V222H46ZM76 223H77V220H76ZM91 223V222H90ZM101 223V224H100ZM225 223V222H224ZM223 223V224H224ZM227 223V222H226ZM89 224V223H88ZM98 224H100L99 225V227H102V225H103V227L102 228H100V229H98ZM145 224L146 223H144V226H145ZM148 224H150V223H148ZM162 224V223H161ZM45 225V224H44ZM54 225V224H53ZM57 225V224H56ZM111 225H113V222L111 223ZM121 224H120V222H119V224L117 225V227H119ZM124 225H125V223H124ZM126 225L124 226L125 228H126ZM152 225V224H151ZM227 224H225V226H226ZM75 226V225H74ZM88 226H91L90 224L88 225ZM115 226V225H114ZM128 226V225H127ZM149 226V225H148ZM183 226V225H182ZM23 227V226H22ZM51 227V226H50ZM58 227V226H57ZM135 227V226H134ZM146 227H147V224H146ZM152 226H150L149 228H151ZM159 227H160V225H159ZM180 228H181V226H179ZM178 227V228H179ZM18 228H19V226H18ZM21 228V227H20ZM88 228H90V227H88ZM104 228L106 229V231H103L104 230ZM121 228H122V226H121ZM120 227H119V229L120 230H122ZM124 228V229H125ZM138 229H139V227H137ZM145 228V227H144ZM144 228H143V230H144ZM157 228V227H156ZM161 228V227H160ZM164 228V227H163ZM177 228V229H178ZM184 228V227H183ZM101 229H103V230H101ZM203 229V228H202ZM205 229V228H204ZM19 230V229H18ZM101 230V231H100ZM116 230H117V228H116ZM115 230V231H116ZM130 230H131V228H130ZM140 230V229H139ZM151 230V229H150ZM157 230V229H156ZM25 231V230H24ZM27 231V230H26ZM72 231H74V230H72ZM87 231V230H86ZM123 231H125V230H123ZM122 231V232H123ZM18 233L20 232V230L19 231H17ZM42 232H44V231H42ZM61 232V231H60ZM104 232H105V234H104ZM117 233H118V231H116ZM115 232V233H116ZM136 231H134V233H135ZM140 232H141V230H140ZM140 232H138V234H140L139 235V237H137L138 236V234H137V239H139L140 238V240L142 239V237L145 239V236H142L141 234H142V232L140 233ZM145 232H148V235H149V229H148V231L146 230ZM159 232V231H158ZM179 232H180V229H179ZM179 232H177V233H179ZM204 232V231H203ZM17 233V234H18ZM28 233V232H27ZM86 233V232H85ZM115 233H113L115 236L117 235V234H115ZM119 233H120V231H119ZM173 233H175V232H173ZM172 233V234H173ZM176 233V234H177ZM187 233V232H186ZM185 232H184V235H182V237L183 236H185V234H186ZM194 233H195V231H194ZM202 233V232H201ZM17 234H14V235H16L17 236ZM19 234H23L22 232H20ZM18 234V235H19ZM30 234V233H29ZM44 234V233H43ZM78 234V233H77ZM146 234V236H148L147 235V233H145ZM182 233H180V235H181ZM188 234V233H187ZM198 234H199V232H198ZM79 235V234H78ZM86 236L88 235V233H86L85 234ZM158 234H154V236L152 235V237H150V238H154L155 236H157ZM174 235V234H173ZM15 236V237H16ZM28 236H30V235H28ZM85 236V237H86ZM120 236V235H119ZM124 236V235H123ZM122 236V237H123ZM135 236V235H134ZM141 236V237H140ZM159 236H161V235H159ZM158 236V237H159ZM172 236V235H171ZM186 236H188V235H186ZM185 236V237H186ZM197 236V235H196ZM30 237H32V236H30ZM48 237H51V236H48ZM121 237V236H120ZM121 237V238H122ZM149 237H148V240L150 241L151 239H149ZM173 237V236H172ZM171 237V238H172ZM176 237V236H175ZM185 237H184V239H185ZM195 237V236H194ZM18 238V237H17ZM47 238V237H46ZM87 238V237H86ZM133 238V237H132ZM161 238V237H160ZM181 238V237H180ZM197 238H198V236H197ZM196 238V240L198 241V239ZM199 238H200V236H199ZM202 238H204V237H202ZM115 239V238H114ZM114 239H112V240H114ZM124 239H125V236H124ZM135 239V241H131V242H136V238H134ZM155 239V238H154ZM153 239V240H154ZM188 239V238H187ZM13 240V239H12ZM37 240V239H36ZM49 240V239H48ZM87 240V239H86ZM112 240H111V246H113V248H114V244L112 245ZM117 241H118V239H116ZM126 240V239H125ZM139 240V242H141ZM143 240V239H142ZM153 240H151L152 241V243H153ZM160 240V239H159ZM178 240H180V239H178ZM182 240H183V238H182ZM194 240H195V238H194ZM18 241H20L19 239H18ZM80 241V240H79ZM79 241H78V244L80 245V243H79ZM89 241H88V243H89ZM124 241V240H123ZM150 241V242H151ZM13 242V241H12ZM109 242H110V240L107 242V244H109ZM116 242V241H115ZM121 242V241H120ZM119 242V243H120ZM130 242V243H131ZM143 242V241H142ZM174 242H175V239H174ZM174 242H172V243H174ZM180 242H181V240H180ZM14 243H15V241H14ZM21 243V242H20ZM36 243V242H35ZM39 243V242H38ZM85 243V242H84ZM87 243V244H88ZM114 243V242H113ZM122 243V242H121ZM121 243H120V245H121ZM171 243V244H172ZM182 243V242H181ZM187 243H188V240H187ZM187 243H186V245H187ZM197 243V242H196ZM201 243V242H200ZM199 243V244H200ZM203 243V242H202ZM106 244V245H107ZM128 244V243H127ZM134 244V243H133ZM194 244V243H193ZM192 244V245H193ZM12 245V244H11ZM15 245V244H14ZM135 245V244H134ZM140 245V244H139ZM157 245V244H156ZM191 245V246H192ZM217 245V244H216ZM215 245V246H216ZM16 246V245H15ZM117 246H118V248H119V245L117 244ZM154 246V245H153ZM152 246V247H153ZM177 246H178V244H177ZM180 246V245H179ZM194 247H196L197 246V244H196V246L195 245H193ZM193 246H192V248H193ZM18 247V246H17ZM16 247V248H17ZM22 247V246H21ZM92 248V245L91 246H89L88 248ZM115 247H116V245H115ZM133 247H135V246H133ZM151 247V246H150ZM183 247H185V246H183ZM19 248V247H18ZM76 248V247H75ZM108 248V249H107ZM107 248H105V251L106 250H110L109 249V246L107 247ZM111 248V247H110ZM113 248H111V249H113ZM117 248V249H118ZM148 248V247H147ZM155 248V247H154ZM188 248H191L190 246L188 247ZM192 248L190 249V250H192ZM198 248V247H197ZM197 248H195V249H197ZM47 249H49V248H47ZM77 249V248H76ZM75 249V250H76ZM93 249H96L95 247L93 248ZM92 249V252L94 251ZM98 249V248H97ZM97 249L95 250V251H97ZM144 249H145V247H144ZM143 249V250H144ZM150 249V248H149ZM153 249V248H152ZM175 249V248H174ZM177 249V248H176ZM175 249V250H176ZM182 249H184V248H182L181 247V250ZM186 249H187V247H186ZM204 249V248H203ZM114 251L116 250V249H113ZM128 250V249H127ZM200 250V249H199ZM16 251V250H15ZM37 251V250H36ZM35 251V252H36ZM47 251V250H46ZM55 251V250H54ZM87 251V250H86ZM88 251H90L91 252V250H89L88 249ZM104 251V252H105ZM113 251V252H114ZM151 251H153V250H151ZM180 250L179 249H177V252H179ZM187 251V250H186ZM189 251V250H188ZM213 251V250H212ZM211 251V252H212ZM45 252V251H44ZM90 252H88V255H90L89 253ZM103 252V258H105L106 259V257H107V255H109V252L107 253V251L105 252V253H107V255H106V257L104 256L105 255V253ZM118 252V251H117ZM144 252V251H143ZM147 252V251H146ZM174 252H176V251H174ZM173 252V253H174ZM182 252V251H181ZM184 252V251H183ZM183 252L182 253H180V256H175L176 254L177 255H179V253H176L175 255H174V257H177V258H179V257H182L181 256V254H183ZM208 252V251H207ZM209 252H210V250H209ZM214 252V251H213ZM6 253H8V252H6ZM12 253V252H11ZM86 253V252H85ZM85 253H84V255H85ZM94 254L96 253V252H93ZM140 253V252H139ZM185 254H186V252H184ZM191 253H193V254H195L194 253V250H193V252H191ZM190 253V254H191ZM198 253V252H197ZM201 253H202V251H201ZM36 254V253H35ZM34 254V255H35ZM53 254H54V252H53ZM53 254H50V255H53ZM67 254V253H66ZM92 254V253H91ZM184 254V255H185ZM189 254V253H188ZM203 254H204V252H203ZM46 255V254H45ZM65 255V254H64ZM111 255V254H110ZM133 255V254H132ZM139 255V254H138ZM187 255V254H186ZM206 255H207V253H206ZM5 256H7V255H5ZM16 256V255H15ZM142 256V255H141ZM199 256V255H198ZM34 257V256H33ZM52 257V256H51ZM73 257V256H72ZM132 257V256H131ZM146 257V256H145ZM162 257V256H161ZM193 257H194V255H193ZM192 257V258H193ZM197 257V256H196ZM200 257H201V255H200ZM208 257V256H207ZM210 257V256H209ZM50 258V257H49ZM55 258V257H54ZM82 258V257H81ZM94 258V257H93ZM101 258H102V256H101ZM114 258V256H112V258L111 259H113ZM136 258V257H135ZM140 258V257H139ZM139 258H137V259H139ZM142 258V257H141ZM164 258V257H163ZM166 258H167V256H166ZM189 258V257H188ZM191 258V260H193V259H195V258H193L192 259ZM211 258V257H210ZM91 259V258H90ZM107 259H109V258H107ZM143 259H144V257H143ZM165 259V258H164ZM176 259V258H175ZM183 259H186L185 258V256H184V258ZM182 259V261H184ZM46 260V259H45ZM85 260H87V258H85ZM95 260V259H94ZM101 260V259H100ZM104 259H102V262H104L105 263V261H103ZM161 260V262H162V258L160 259ZM166 260V259H165ZM179 261H180V259H178ZM190 260V258L188 259V261ZM200 260V259H199ZM198 260V262H197V264L198 263H200V261ZM203 260V259H202ZM39 261V260H38ZM83 260H81V262H82ZM88 261V260H87ZM169 261V260H168ZM176 261H177V259H176ZM188 261L186 262L187 264H188ZM41 262H43V261H41ZM50 262H51V260H50ZM49 262V263H50ZM55 262V261H54ZM86 262V261H85ZM89 262V261H88ZM98 262H100V261H98ZM107 262H109V261H107ZM110 262H112V260L110 261ZM109 262V263H110ZM126 262H127V260H126ZM126 262H124V263H126ZM130 262V261H129ZM134 262V261H133ZM135 262H136V259H135ZM137 262H138V260H137ZM136 262V263H137ZM140 262V261H139ZM152 262V261H151ZM191 262V261H190ZM190 262H189V264H190ZM203 262V261H202ZM8 263V262H7ZM11 264H12V262H10ZM21 263V262H20ZM34 263V262H33ZM40 263V262H39ZM44 263V262H43ZM42 263V264H43ZM87 263V262H86ZM91 263V262H90ZM109 263H106V264H109ZM150 263V262H149ZM159 263V262H158ZM177 263V262H176ZM18 264V263H17ZM45 264V263H44ZM84 264V263H83ZM87 264H89V263H87ZM100 264V263H99ZM103 264V263H102ZM113 264V263H112ZM119 264V263H118ZM131 264V263H130ZM139 264V263H138ZM164 264H165V261H164ZM201 264V263H200ZM208 264V263H207Z\"/></svg>",
	"mask_w": 264,
	"mask_h": 264
},
{
	"label": "crops",
	"instance_id": "crops-1",
	"mask_svg": "<svg viewBox=\"0 0 264 264\" xmlns=\"http://www.w3.org/2000/svg\"><path fill=\"white\" fill-rule=\"evenodd\" d=\"M238 7L237 90L241 113L258 129L264 127V0H243Z\"/></svg>",
	"mask_w": 264,
	"mask_h": 264
},
{
	"label": "water",
	"instance_id": "water-1",
	"mask_svg": "<svg viewBox=\"0 0 264 264\" xmlns=\"http://www.w3.org/2000/svg\"><path fill=\"white\" fill-rule=\"evenodd\" d=\"M261 130H264V128H258V129H255V130H253V131H247V132H244V133H238V134H235V135H232V136H228V137H221L220 139H217V140H213V141H210V142H206V143H212V142H220V141H222V140H226V139H230V138H237L238 136H243V135H245V134H249V133H254V132H259V131H261ZM206 143H203V144H206ZM202 144V145H203ZM187 146H185V147H183V148H186ZM2 193H0V195H1Z\"/></svg>",
	"mask_w": 264,
	"mask_h": 264
}]
</instances>
